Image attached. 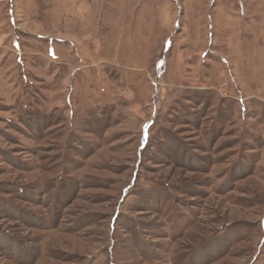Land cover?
Listing matches in <instances>:
<instances>
[{
  "label": "rangeland",
  "instance_id": "obj_1",
  "mask_svg": "<svg viewBox=\"0 0 264 264\" xmlns=\"http://www.w3.org/2000/svg\"><path fill=\"white\" fill-rule=\"evenodd\" d=\"M0 264H264V0H0Z\"/></svg>",
  "mask_w": 264,
  "mask_h": 264
}]
</instances>
